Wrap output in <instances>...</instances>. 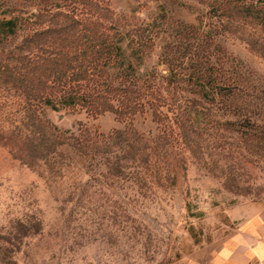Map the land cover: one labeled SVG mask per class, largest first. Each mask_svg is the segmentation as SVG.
Listing matches in <instances>:
<instances>
[{"label":"rangeland","instance_id":"obj_1","mask_svg":"<svg viewBox=\"0 0 264 264\" xmlns=\"http://www.w3.org/2000/svg\"><path fill=\"white\" fill-rule=\"evenodd\" d=\"M8 2L22 16L69 5ZM251 2L108 0L138 75L165 73L175 50L185 67L204 47L220 74L242 82L240 108L220 99L197 106L186 138V128L173 124L168 132L178 139L157 145L162 131L151 112L136 115L147 147L139 142L135 156L112 140L127 127L114 114L44 106L40 117L56 134L77 135L80 127L91 134L86 154L65 143L44 159L22 99L0 84V264H205L264 207V24L240 11ZM13 15L0 7V20Z\"/></svg>","mask_w":264,"mask_h":264},{"label":"trees","instance_id":"obj_2","mask_svg":"<svg viewBox=\"0 0 264 264\" xmlns=\"http://www.w3.org/2000/svg\"><path fill=\"white\" fill-rule=\"evenodd\" d=\"M254 1L242 5L240 11L264 24V0ZM3 6L13 15L15 8L8 0H0ZM67 7L54 11L45 6L30 16L0 20V84L22 99L32 126L33 147L44 159L65 143L86 154L91 140L83 127L77 135L56 134L40 117L44 106L84 111L91 118L114 114L127 127L111 138L123 141L132 156L139 153V142L144 141L143 150L147 147L133 126L136 115L151 112L162 131L160 145L178 139L168 132L173 124L186 128L184 138L192 134L197 106L220 99L230 110L240 108L242 82L220 74L204 47L199 48L204 55L189 58L185 67L180 51L167 54L166 72L152 69L144 78L121 45L108 0H69ZM244 119L251 124V115L245 114ZM119 164L112 162V170L121 169Z\"/></svg>","mask_w":264,"mask_h":264},{"label":"crops","instance_id":"obj_3","mask_svg":"<svg viewBox=\"0 0 264 264\" xmlns=\"http://www.w3.org/2000/svg\"><path fill=\"white\" fill-rule=\"evenodd\" d=\"M205 264H264V207L224 238Z\"/></svg>","mask_w":264,"mask_h":264}]
</instances>
